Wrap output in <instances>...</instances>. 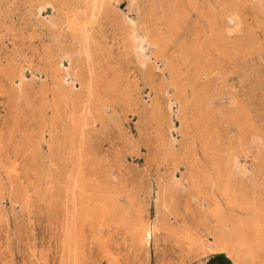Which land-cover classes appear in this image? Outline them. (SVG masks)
<instances>
[{"label":"rangeland","instance_id":"1","mask_svg":"<svg viewBox=\"0 0 264 264\" xmlns=\"http://www.w3.org/2000/svg\"><path fill=\"white\" fill-rule=\"evenodd\" d=\"M0 264H264V0H0Z\"/></svg>","mask_w":264,"mask_h":264},{"label":"bare ground","instance_id":"2","mask_svg":"<svg viewBox=\"0 0 264 264\" xmlns=\"http://www.w3.org/2000/svg\"><path fill=\"white\" fill-rule=\"evenodd\" d=\"M142 45V44H141ZM60 64V63H59ZM65 80V79H64ZM69 129V128H68ZM78 182V181H77ZM80 185V184H79ZM78 185V187H79ZM180 186V185H179ZM77 187V186H75ZM77 187V188H78ZM81 189V187L79 188ZM71 194V193H70ZM78 205V204H77ZM82 209V208H81ZM89 210V209H88ZM216 212V211H214ZM217 213V212H216ZM215 213V214H216ZM214 214V213H212ZM218 214V213H217ZM223 226V225H222ZM225 229V227H224ZM227 229V228H226ZM235 229V228H234ZM213 233V232H212ZM145 235H148V231H146L144 233ZM214 234V233H213ZM227 236V235H226ZM228 237V236H227ZM225 237V238H227ZM224 237H220L217 238L216 240H214V242L212 243V246L210 247L211 251L213 252H223L225 253L228 257L233 258L234 260H237L239 255H240V250L237 248V246L235 247L234 245H232L231 243L227 242L226 240L223 239ZM209 242V241H208ZM240 247V246H239ZM75 252V251H74ZM76 255V254H75ZM74 256V255H73ZM71 257V256H70ZM76 257V256H75Z\"/></svg>","mask_w":264,"mask_h":264}]
</instances>
